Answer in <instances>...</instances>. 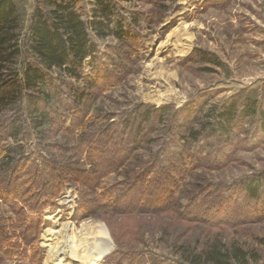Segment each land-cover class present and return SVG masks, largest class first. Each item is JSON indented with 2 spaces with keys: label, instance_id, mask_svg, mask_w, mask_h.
I'll list each match as a JSON object with an SVG mask.
<instances>
[{
  "label": "trees",
  "instance_id": "1",
  "mask_svg": "<svg viewBox=\"0 0 264 264\" xmlns=\"http://www.w3.org/2000/svg\"><path fill=\"white\" fill-rule=\"evenodd\" d=\"M80 1L44 0L34 7L25 27L16 0H0V200L16 202L23 211L41 212L53 205L65 183H72L80 191L77 217L93 216L96 210L111 214L134 210L148 214L165 212L177 179L189 168L202 165L213 142L230 148L232 138L241 134L239 124L246 118L249 124L260 122V128H264V105L254 92L240 89L239 99L202 110L191 125L188 121L192 117L188 115L192 106L178 110L136 105L121 113L118 122L102 113L92 116L96 95L105 79L114 70L121 74L123 65L118 60L130 58H123L121 44L107 46L105 52L98 43L107 38L121 43L134 39L133 29L137 28L140 15H123L115 0H92L88 13ZM177 1L146 3L168 13ZM111 66L113 73L107 72ZM169 113L175 118L171 124L165 121ZM181 121L186 123L183 133L179 131L183 128ZM176 122L180 126L173 124ZM159 127L168 128L157 137L160 144L149 139L152 133L160 131ZM29 145H33L32 149H28ZM56 151L73 155L65 158ZM140 151L145 152L139 156ZM220 152L217 149L215 153ZM222 158L225 164L229 161ZM215 161L217 167L224 163L220 157ZM82 163L88 169L82 168ZM122 171V180L114 185L118 189H112L119 195L102 200L103 191L97 192L101 180L111 173L120 176ZM239 190L245 198L258 201L264 196V170L242 180ZM98 198L100 205L96 206ZM25 215L17 217L14 224L11 219H0V252L16 248L10 243L16 237L18 242L25 243L18 247L20 254L14 256L19 261L28 260L29 255L23 252L28 253L30 237L35 234L33 222L27 229ZM6 224L11 227L5 228ZM14 227V233L18 229L20 232L7 234ZM258 243L264 248V239ZM175 253V261L151 258L148 263L136 253L130 255L133 261L118 264L256 261L254 252L216 238L208 239L199 249L182 243Z\"/></svg>",
  "mask_w": 264,
  "mask_h": 264
},
{
  "label": "rangeland",
  "instance_id": "2",
  "mask_svg": "<svg viewBox=\"0 0 264 264\" xmlns=\"http://www.w3.org/2000/svg\"><path fill=\"white\" fill-rule=\"evenodd\" d=\"M16 2L26 27L34 7L44 0ZM91 2L82 0L80 5L89 13ZM115 2L123 15L139 14V23L133 29L135 38L126 43L113 38L99 41L101 51L121 44L123 58L124 55L130 58L118 60L123 65L121 74L115 70L113 73L112 66L107 67V72L113 74L105 79L103 91L96 95L92 116L102 113L118 122L121 113L136 105L170 106L178 110L192 106L188 115L192 117L188 121L191 125L202 110L219 108L225 102L239 99L240 89L244 90L240 92H254L264 105V0H178L168 13L159 11L157 5L147 4L146 0ZM173 119L171 113L165 117L168 124ZM246 119L239 124L241 134L232 138L230 148L213 142L212 148L206 149L210 155L202 165L189 168L177 179L165 212L148 214L134 210L111 214L96 210L93 216L77 217L80 191L72 183H65L53 205L41 212L23 211L16 202L0 200V219H11L14 224L25 213L27 229L32 222L35 225L31 241H25L29 242L28 253L24 251L23 255L28 254V260L14 257L20 254L18 247L25 244L14 237L10 243L18 249L0 252V264H78L75 259L87 256L88 250L102 239L100 224L112 249L99 264L127 262L136 253L143 255L148 263L151 258L175 261L178 245L199 249L214 238L254 252L256 261L251 264H264V248L258 243L264 239V196L255 201L245 198L239 190L242 180L264 170V128H260V122L249 124ZM173 124L180 126V122ZM181 124L183 128L179 131L183 133L186 123L181 121ZM158 129L149 139L160 144V139H156L168 128ZM32 147L29 145L28 149ZM217 149L221 150L220 154L215 153ZM142 152L145 151H140L139 156ZM55 154L65 158L73 155L57 151ZM222 156L229 160L226 164ZM218 157L224 162H220V167L215 161ZM82 168L88 169V165L82 163ZM120 174L111 173L101 180L97 192L103 191L102 200L119 195L120 192L112 189L122 180L124 171ZM111 191L112 194H106ZM99 199L96 206L100 205ZM67 222L74 243L71 258L58 263L47 253L45 245L61 240L63 224ZM16 228L7 230V234L16 235L21 230L14 233ZM48 228L61 230L59 236L47 235Z\"/></svg>",
  "mask_w": 264,
  "mask_h": 264
},
{
  "label": "bare ground",
  "instance_id": "3",
  "mask_svg": "<svg viewBox=\"0 0 264 264\" xmlns=\"http://www.w3.org/2000/svg\"><path fill=\"white\" fill-rule=\"evenodd\" d=\"M63 227L65 231L62 233L61 240H59V238L58 240H56V242L45 245L47 247V253L49 255L52 254V256L57 259L58 263L63 262L64 260L67 261V259L71 258L69 254L72 253V248L74 244L73 239L70 236L72 234L70 223H64ZM98 228L102 232V239L100 240L98 245L92 246L90 249L88 248L89 250L87 252V256L80 257V259L78 258V260L75 259L78 264H99L101 259L104 258L111 251L112 243L108 237L106 230L103 226H101V224L98 225ZM60 231L61 230L48 228L46 230V233L47 235L53 234L59 236L58 233Z\"/></svg>",
  "mask_w": 264,
  "mask_h": 264
}]
</instances>
